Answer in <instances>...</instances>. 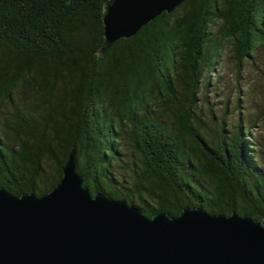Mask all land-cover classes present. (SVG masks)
<instances>
[{
    "label": "trees",
    "instance_id": "1",
    "mask_svg": "<svg viewBox=\"0 0 264 264\" xmlns=\"http://www.w3.org/2000/svg\"><path fill=\"white\" fill-rule=\"evenodd\" d=\"M105 1L0 0V187L48 193L73 150L91 195L149 218L261 222L264 138L199 95L226 52L239 69L264 45V0H185L100 54Z\"/></svg>",
    "mask_w": 264,
    "mask_h": 264
},
{
    "label": "water",
    "instance_id": "2",
    "mask_svg": "<svg viewBox=\"0 0 264 264\" xmlns=\"http://www.w3.org/2000/svg\"><path fill=\"white\" fill-rule=\"evenodd\" d=\"M184 1L106 0L100 54ZM84 182L72 150L48 193L0 187V264H264V219L188 207L149 218Z\"/></svg>",
    "mask_w": 264,
    "mask_h": 264
},
{
    "label": "rangeland",
    "instance_id": "3",
    "mask_svg": "<svg viewBox=\"0 0 264 264\" xmlns=\"http://www.w3.org/2000/svg\"><path fill=\"white\" fill-rule=\"evenodd\" d=\"M238 52L232 49L230 53L220 58L211 74L210 87L203 96L201 92L199 106L203 114H208V108L215 112L226 111L227 122L232 125L239 115L250 119L253 137L264 138V45L252 53L253 60L243 58L238 69L236 57ZM199 71L204 67L199 66ZM204 80L206 71L202 69ZM218 76V79H215ZM214 77V81H213ZM205 81V80H204ZM203 82V81H202ZM207 99V101H203ZM264 159V153L261 154Z\"/></svg>",
    "mask_w": 264,
    "mask_h": 264
}]
</instances>
